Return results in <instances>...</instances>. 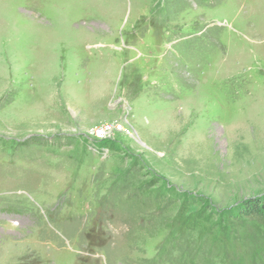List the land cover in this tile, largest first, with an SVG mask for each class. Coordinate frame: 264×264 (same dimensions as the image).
<instances>
[{
    "label": "rangeland",
    "instance_id": "obj_1",
    "mask_svg": "<svg viewBox=\"0 0 264 264\" xmlns=\"http://www.w3.org/2000/svg\"><path fill=\"white\" fill-rule=\"evenodd\" d=\"M258 197L264 0H0V264H264Z\"/></svg>",
    "mask_w": 264,
    "mask_h": 264
},
{
    "label": "trees",
    "instance_id": "obj_2",
    "mask_svg": "<svg viewBox=\"0 0 264 264\" xmlns=\"http://www.w3.org/2000/svg\"><path fill=\"white\" fill-rule=\"evenodd\" d=\"M243 215L250 218L264 217V197L251 199L248 204H243Z\"/></svg>",
    "mask_w": 264,
    "mask_h": 264
},
{
    "label": "built area",
    "instance_id": "obj_3",
    "mask_svg": "<svg viewBox=\"0 0 264 264\" xmlns=\"http://www.w3.org/2000/svg\"><path fill=\"white\" fill-rule=\"evenodd\" d=\"M96 141L106 140V133L103 130H97L92 136Z\"/></svg>",
    "mask_w": 264,
    "mask_h": 264
}]
</instances>
